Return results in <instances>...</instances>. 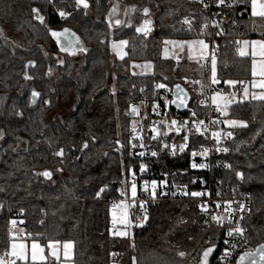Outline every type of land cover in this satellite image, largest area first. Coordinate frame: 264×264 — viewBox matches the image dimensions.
Instances as JSON below:
<instances>
[{
	"label": "trees",
	"instance_id": "1",
	"mask_svg": "<svg viewBox=\"0 0 264 264\" xmlns=\"http://www.w3.org/2000/svg\"><path fill=\"white\" fill-rule=\"evenodd\" d=\"M114 1L87 0L85 9L75 0H0V255L8 250L10 222L15 220L23 222L24 236L40 234L42 245L48 240L72 241L73 264H133V258L136 264H198L202 252L214 243L211 264L225 246L224 235L218 225L206 235V215L198 197L191 195L198 186L192 183L187 168L192 152L204 142L194 134L183 152L178 150L184 143L181 136L162 135L153 165L159 177L186 183L187 195L148 201V219L142 227L130 229V237L111 232L109 200L120 196L118 189L127 178L126 170L135 163L128 154L130 100L142 93L154 103L159 98L157 82L172 87L192 80L189 107L200 116L207 110L199 103L208 93L203 63L189 59L186 52L177 59L163 54L164 39L185 41L206 36L207 29L201 34L207 18L201 3L118 0L136 11L123 20L114 16L109 27ZM229 2L233 6L223 8L219 27H215L221 34L212 45L220 80L216 89L225 94L236 92L240 101V85L232 88L224 81H249L250 59L237 55L233 37H261L264 20L251 16L250 0ZM55 7L67 13L63 21L54 13ZM144 8L149 9L148 16ZM32 9H38L44 23ZM148 17L153 22L152 32L137 33L135 29ZM185 18L194 21L191 30L180 23ZM116 19L123 23L117 26ZM65 28L79 37L86 49L82 55L60 51L49 33V29ZM119 40L127 41L123 59L110 52V42ZM133 63H150L152 70L133 74ZM51 66L54 74L49 76ZM25 74L31 79L26 80ZM111 78L113 86L109 87ZM33 90L40 96L31 108ZM72 96L69 112L49 118L58 104ZM222 119L247 124L246 128H229L233 135L226 140L228 151L216 156L214 168L221 183L240 189L253 201L245 222L255 250L264 243V101L249 98L234 103L229 116ZM220 125L224 127L222 121ZM172 141L179 142L174 154L164 147ZM85 143L87 148H83ZM60 149L63 157L54 154ZM46 170L52 173L51 179L37 175ZM237 172L243 173V180ZM101 188L104 191L97 197ZM181 252L185 255L180 256Z\"/></svg>",
	"mask_w": 264,
	"mask_h": 264
},
{
	"label": "snow or ice",
	"instance_id": "2",
	"mask_svg": "<svg viewBox=\"0 0 264 264\" xmlns=\"http://www.w3.org/2000/svg\"><path fill=\"white\" fill-rule=\"evenodd\" d=\"M203 3V0H200ZM76 4L78 6H83L85 9L89 7L87 0H76ZM226 0H216V6L221 7L225 6ZM229 7L233 5H227ZM205 8H208V5H204ZM250 10L252 17H258L264 20V0H250ZM34 13H36V18L40 20L41 23H44V17L39 15L38 9H32ZM117 9L114 7L112 9V13H115ZM131 11H136L135 8H132ZM143 13L145 16L149 15V9L144 8ZM59 16L61 18L66 17L67 13L64 11H60ZM127 15V11L125 13ZM111 17V13H110ZM207 18H205V23H203L201 27V34H204V30L207 29L208 24L206 22ZM114 23L119 26L123 23L120 19H116ZM183 24L188 25L189 30L192 29L194 21L188 18H185L182 21ZM214 26L219 27L218 24L215 22ZM152 20L145 19L143 23L137 27L135 30L137 33H143L144 35L149 34L152 32ZM112 26L111 20L109 23V27ZM130 26V25H129ZM256 25L253 24V30H255ZM49 33L51 37L56 41L57 45L60 48V51L67 52L71 55H75L77 52L86 51V49L81 44L79 37L75 36V33H72L69 29L65 28L62 31H53L49 29ZM219 34V33H218ZM264 37V33L261 34ZM164 56L167 58L169 55V45L173 48L179 49L181 52L187 49L188 58L189 59H196L197 62L200 60H209L211 62V82L213 84H219L220 80L217 77V56L215 50H210L209 43H206L203 39H195V40H185V41H176V40H164ZM236 53L241 58H248L250 59V74L251 79L247 82L234 79L225 80L224 83L232 88H236L237 84L240 85V91L242 93V98L240 101H237V93L232 92L228 94H224L222 92H216L212 97V103L216 106L215 110L220 113L223 117L229 116V107L234 103L240 102L242 103L244 100H251L256 101H264V38L260 39H243V40H236ZM127 45V41L120 40L118 43H113L112 48L116 52V55L119 56L121 59L124 58L126 53L123 51L124 47ZM178 58V57H177ZM31 63V62H30ZM63 63V61H60ZM135 67H142L143 69H151L152 65L150 63L144 65H134ZM51 71V70H50ZM25 79H31L27 74H25ZM196 83H199L198 81ZM156 89H165L167 87L163 83L156 84ZM143 91V89L141 90ZM173 99L169 100L166 96H161L160 99L163 101L164 108H167L170 104H175L177 108L188 106V95L184 91L183 88L179 84L175 85V91L172 93ZM40 96V93L36 92L35 90L31 93V100L32 103L36 102V98ZM45 104H48L49 101H44ZM203 103V101H201ZM152 109L156 113V115H160V104L153 103ZM131 114L138 116L140 114V108L137 106H132ZM194 116L195 113H192ZM221 121L213 120V124H218ZM137 121H133L131 126V133H132V140L140 141L139 147L143 148L144 143L142 137L139 135L137 131ZM159 123L163 126V128L167 129V131L161 132V128L152 127L151 139L156 140L161 134L164 136L168 135L169 131L175 130L176 133H180L183 128L188 125V121H184L183 123L178 124L176 120H172L169 124L167 121L161 120ZM228 128H246L247 124L241 120L235 119H225L223 121ZM204 125V121L200 120L198 123L195 124V130L197 132H201V126ZM206 130V129H205ZM203 134V133H201ZM232 132L229 131L227 133H222L221 131H213L212 137L215 140L216 144L219 145L222 139V136L232 137ZM0 138H2V134H0ZM189 137L187 135L183 136L184 143L179 145V151L183 152L185 148L188 146ZM132 140H129V144L131 149H135L137 147L136 143H133ZM118 145H120V141H116ZM88 145L85 143L83 148H87ZM122 148L123 145H120ZM164 147H168L167 144H164ZM173 154L177 150V146L173 144L171 146ZM120 150L119 148L117 149ZM217 151H224L227 152V148H217ZM56 156L63 157L64 152L63 149H60L58 152L54 153ZM208 149L204 148L200 152V155L207 156ZM129 155H138L143 157L145 155L144 152L133 153L130 151ZM153 157L157 156L155 151L151 152ZM197 153L195 151L192 152V156L195 157ZM207 165L200 164L197 165L195 163L192 164L193 168H205ZM225 167H229V165H225ZM127 173L130 179L126 178L122 181L123 187L118 189L120 196L122 199L119 201H113L110 208V215H111V223L113 229L117 228V225L122 226L123 230H116L112 234L119 237H130L131 231L134 226L135 227H142V221L135 223L132 219V211L137 206L138 200V186L136 180V173L133 170L132 166L130 165L127 168ZM140 173H144L146 171V166L141 163L139 166ZM39 176H43L44 178L51 179L52 173L50 171H44L42 173H37ZM236 176L240 179H244L243 173L237 172ZM167 184L166 180L160 181L159 185L156 180L151 181V198L155 199L156 197V189L158 186L163 187ZM104 189L101 188L99 192L96 193L97 197L100 196L101 192ZM143 191L149 192V181L145 180L143 183ZM187 195V193H184ZM192 196L200 197L204 195H210V193L204 192H192ZM217 196L220 195L219 192L216 194ZM224 205H226L223 209L224 214H212L211 220L215 222L219 227L224 228L225 224H227V228L225 231V239L223 243L228 245V248H225L221 255V260L225 258H229L232 255V250L237 248L236 241L238 239L245 237L246 229L242 227L240 221L244 219L243 215L239 216V219H236L237 213H243L245 211V204L240 202H235L232 200L224 201ZM233 203L237 204L236 208H233ZM139 208L141 210L146 211L145 209V201H139ZM221 208V202H216V209ZM201 210L205 214L209 213L208 205L202 204ZM139 217L136 218L139 221ZM148 219L147 215L143 216V220L146 221ZM235 221V222H234ZM12 227L9 228L8 231V250L3 254L0 255V264H73V242L72 241H61V240H48L46 244H41L40 242V234H37L36 237H33L32 233H27L26 236L23 235L24 229H19L18 232L14 231L16 226V221L12 220L11 222ZM21 223H23L21 221ZM43 223V222H41ZM211 243V240L207 241ZM134 246V245H133ZM216 244H212L211 247L206 248L201 257H200V264H210L209 257L212 256L214 251L216 250ZM47 249V254H46ZM115 255V254H113ZM180 256H184L185 253H179ZM61 256L63 260H61ZM51 258V260L49 259ZM133 264H136L135 258H133ZM235 264H264V243L260 244L258 248L255 250H247L244 251L235 261Z\"/></svg>",
	"mask_w": 264,
	"mask_h": 264
},
{
	"label": "built area",
	"instance_id": "3",
	"mask_svg": "<svg viewBox=\"0 0 264 264\" xmlns=\"http://www.w3.org/2000/svg\"><path fill=\"white\" fill-rule=\"evenodd\" d=\"M52 0H46V2H51ZM229 0H226V4L225 6H221V7H217L216 6V0H203L202 7L203 10L206 13L207 16V34L205 37L201 38L203 40H205L206 43H209V47L210 50H213V43L216 40V38L221 34L220 31H215V27L214 23L216 24L219 21V18L222 14V10L224 7H226L227 5H229ZM207 4L208 8H205L204 5ZM62 11L59 8L55 7L54 8V13L57 15L58 19L60 21H63L65 19L61 18L59 16V12ZM184 19L180 20V23H182ZM219 33V34H218ZM144 35V34H143ZM233 39L235 40H240L241 37H236ZM167 40V39H164ZM171 45H169L168 47H170ZM165 47V46H164ZM164 52V49H163ZM217 56V53H216ZM199 63H203L206 67H207V72H208V84H207V95L201 100L203 101V103H201L200 101V105L202 106H206V113L202 114L200 116H197L196 114L193 116L192 113H194L193 109H190L189 105L186 108V110L184 112H179L175 109H171V106L169 105L167 108H164L163 105V101L160 99L161 96H166L169 100H171V86L166 85L167 90L165 89H156V91L159 93V98L156 99V101L154 103H159L160 104V115H156V113L153 111L152 109V104L151 100L149 99L148 96L140 93L138 94V96L133 97L130 100V106H137L140 108V114L138 116H135L133 114H131L132 116V122L129 124L128 126V131L131 133V126L133 121H137V131L139 133V135L142 137L143 139V143H144V147L141 148L139 147V143L140 141L138 140H132L133 143L137 144V147L135 149H131V147H129L128 149V154L131 152L133 153H139V152H144L145 155L143 157H140L138 155H129L130 157H132L133 159H135V163L132 166L133 170L136 173V180H137V186H138V191H137V195H138V200H137V206L135 209L131 210L132 211V216L134 218V224L141 222H144L143 220V216L146 214L147 217L149 215V211H148V205L147 202L150 200H158V199H163V198H178L181 197L183 195H185L184 193H188V186L186 183H181V184H176L174 182H169L167 179L159 177L156 172H155V168H154V157L151 155V152L155 151L157 149V142L159 140V138L163 135L161 134L156 140L151 139V136L153 135L151 133V128L152 127H158L161 128V132L163 133V131H167V129L163 128V126L159 123L161 120L167 121L169 124L171 123L172 120H176L178 122V124L183 123L184 121H188V125L183 128L181 130L180 133H176L175 130L169 131L168 134H174V136H181L183 138V136L187 135L188 137L191 134H194V137H199L203 139V143L196 149L194 150L197 155L195 157L192 156L191 154V161L189 163L188 166V170L189 173L193 175L192 177V183L196 184L198 186V189L196 192H204V193H210V195H204V196H200L198 197V201H199V206L201 208L202 204H207L208 205V209H209V213L205 214L206 215V219H207V233L206 235L211 231V229L213 228L214 225H217L215 222H213L211 220V215L212 214H224L223 213V209L226 205H224V201H228V200H232L235 202H240V203H244L245 204V211L243 213H237L236 214V219H239L240 215L244 216V219L240 221L242 227H244L246 229L245 232V237L238 239L236 241L237 243V248L235 250H232V255L229 258H225L224 260H221V255L222 252L225 248H228V245H225L224 248H222V250H220L216 256L214 257L213 261L211 264H235L236 259L238 258V256L243 253L244 251L250 250L251 249V245H250V241H249V237H248V230H247V226H246V217L247 214L251 208V206L253 205V201L251 200L250 196L245 193L242 192L240 189L238 188H232L230 185H224L221 179V175H217L216 174V168H214V164H215V158L219 153H224V151H217V148H227V144H226V140L228 139L227 136H222L221 142L219 145L216 144L215 140L212 137V132L213 131H221L222 133H227L229 132V128L227 127V125L224 124V127H221L220 123L218 124H213L212 121L213 120H219L222 121L223 123V119L222 116L220 115L219 112H217L215 110L216 106L212 103L211 97H212V93L214 90H216V84H213L211 82V62L210 59L205 61L202 60ZM159 83H163L162 81L157 82L156 84ZM155 84V86H156ZM164 84V83H163ZM182 85L189 91L190 89L193 88L194 86V82L192 80H185L184 83H182ZM156 88V87H155ZM190 93V92H189ZM200 120L204 121V125L201 126V132H197L195 130V124L198 123ZM206 129V130H205ZM203 133V134H201ZM131 138H132V134H131ZM179 142H175L172 141L168 148H170L169 150L171 151L172 148L171 146L173 144H175L177 146ZM207 148L208 149V154L207 156H202L200 155V152L202 151V149ZM143 163L146 166V171L144 173H140L139 171V166L140 164ZM195 163L197 165L200 164H205L207 165L205 168H193L192 164ZM225 165V164H224ZM186 173V169L182 170V174ZM127 178L130 179V177L128 176L127 173ZM147 180L149 181V192H144L143 191V183L144 181ZM152 180H156L158 182L166 180L167 184L163 187L158 186L156 189V197L155 199L151 198L150 192H151V181ZM217 192L220 193L219 196H217ZM120 199H122L121 196L117 197V198H112L109 200V213H110V208H111V204L113 201H119ZM143 200L145 201V209L141 210L139 208V201ZM216 202H221V208L220 209H216ZM233 208L237 207L236 203H233L232 205ZM139 217V221L136 220V218ZM16 226L15 228L17 229H24V226L22 225V223L20 221H16ZM235 222V221H234ZM12 227V225H10V228ZM227 228V224H225V227L223 228V235H224V239L225 237V231ZM115 231V229H113L112 227V223H111V232L113 233ZM24 235V234H23ZM252 250V249H251ZM213 255V254H212Z\"/></svg>",
	"mask_w": 264,
	"mask_h": 264
},
{
	"label": "rangeland",
	"instance_id": "4",
	"mask_svg": "<svg viewBox=\"0 0 264 264\" xmlns=\"http://www.w3.org/2000/svg\"><path fill=\"white\" fill-rule=\"evenodd\" d=\"M112 0H110L111 2ZM116 8L117 11L115 13H112V9ZM133 7L129 6V5H124L122 4L120 1L115 0L114 2H112L111 6H110V10H109V14H108V19H112L114 16H118L119 18H121V20H123L126 16L129 15V13L131 12V9ZM127 11V15L125 14ZM110 13H111V17H110ZM149 19V17L147 18ZM0 32H2V29L0 28ZM248 39V38H247ZM260 39V38H259ZM120 41V40H119ZM119 41H111L110 42V52H111V56L116 57V58H120L119 56L116 55V52L113 50L112 48V44L113 43H118ZM172 47H169V52L171 51ZM124 51V49H123ZM83 52H77L75 55L72 56H80L82 55ZM197 61V60H196ZM146 64V63H144ZM144 64H137V63H133L131 65V71L133 74H145V73H150L152 69H143L142 67H135L134 65H144ZM51 70V71H50ZM54 74V66L49 67L48 69V75L52 76ZM113 86V80L112 78L109 80V87ZM216 92H220L219 90H214L212 93V96L216 93ZM225 94V93H224ZM242 98V97H241ZM73 101H74V97H70L68 100H66L64 103L58 104L56 106V108H54V110L49 114V118L53 119L58 115H64L67 112L70 111V109L72 108L73 105ZM123 230L122 226L117 225L116 230ZM19 229L15 228L14 231L18 232ZM203 253V252H202ZM17 264H20V262H17Z\"/></svg>",
	"mask_w": 264,
	"mask_h": 264
},
{
	"label": "water",
	"instance_id": "5",
	"mask_svg": "<svg viewBox=\"0 0 264 264\" xmlns=\"http://www.w3.org/2000/svg\"><path fill=\"white\" fill-rule=\"evenodd\" d=\"M197 2H198L199 4L201 3L200 0H197ZM75 3H76V0H75ZM87 3H88V2H87ZM79 7H83V6L81 5V6H79ZM177 84H179V85L181 86V88H183L184 91L187 93V95H188V105H189V102H190V93H189V91H188V90H187V89H186L181 83H176V84L172 85V88H171V99H173V95H172V93H173V91H175V85H177ZM38 100H39V97L36 98V102H35V103H32L31 95H30L29 106H30L31 108L35 107V106L37 105V103H38ZM170 106H171L173 109H175V110H177V111H179V112H184V111L186 110L185 107L177 108L175 104H170ZM187 107H188V106H187ZM241 254H243V253H241ZM241 254H240V255H241ZM240 255H239V256H240ZM239 256H238V257H239ZM210 257H211V256H210ZM210 257H209V259H210ZM198 264H200V261H199Z\"/></svg>",
	"mask_w": 264,
	"mask_h": 264
},
{
	"label": "crops",
	"instance_id": "6",
	"mask_svg": "<svg viewBox=\"0 0 264 264\" xmlns=\"http://www.w3.org/2000/svg\"><path fill=\"white\" fill-rule=\"evenodd\" d=\"M247 38L248 39H259V38H264V37H262V36L261 37H246V38H241L240 40L247 39ZM196 39H201V38H196ZM192 40H195V39H192ZM184 52H186V54L188 55L186 48H185V50L183 52H181L179 49H176V48H173L172 47L171 51L169 52L168 58H175V59H177V57H180ZM194 60H196V59H194ZM200 61H202V60H200ZM241 97H242V95H241ZM46 254H47V249H46ZM61 259H63L62 256H61Z\"/></svg>",
	"mask_w": 264,
	"mask_h": 264
}]
</instances>
